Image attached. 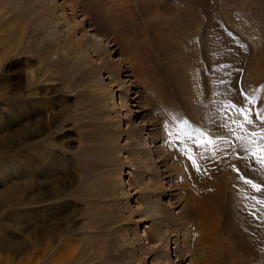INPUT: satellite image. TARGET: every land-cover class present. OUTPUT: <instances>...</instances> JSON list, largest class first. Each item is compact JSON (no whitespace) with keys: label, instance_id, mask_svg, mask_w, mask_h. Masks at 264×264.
<instances>
[{"label":"rangeland","instance_id":"rangeland-1","mask_svg":"<svg viewBox=\"0 0 264 264\" xmlns=\"http://www.w3.org/2000/svg\"><path fill=\"white\" fill-rule=\"evenodd\" d=\"M194 1L190 21L191 0H0V264H56L59 244L60 264H197L183 242L192 208L191 187L177 177L188 163L185 143L205 163L224 157L228 174L264 185V167L236 139L264 124L241 128L235 111L215 109L225 88L253 119L264 110V0ZM132 55L154 69L152 100L132 75ZM164 129L193 137L199 129L200 143H215L198 147L174 135L166 145ZM37 151L46 159L34 171ZM212 165L217 180L224 168ZM227 180H217L223 191L209 201L225 212L216 217L230 214ZM249 188V199L237 195L250 201V220L242 211L234 214L241 224L226 217L222 256L212 254V264H264V205L252 199L264 191ZM34 197L44 201L28 204ZM160 221L156 252L143 231ZM44 227L60 243L34 241L30 231Z\"/></svg>","mask_w":264,"mask_h":264},{"label":"bare ground","instance_id":"bare-ground-1","mask_svg":"<svg viewBox=\"0 0 264 264\" xmlns=\"http://www.w3.org/2000/svg\"><path fill=\"white\" fill-rule=\"evenodd\" d=\"M190 3H192L191 4V7H187V10L189 9L188 10L189 15L191 13V15H190V21H191V17H192V15L195 12L194 9L197 6L199 7V5H198L199 3L195 5V1L194 0H191ZM187 10H186L185 14L187 13ZM59 17L60 16H58V17L56 16V18H59ZM188 30H190V29H188ZM124 46L125 45H123V48H124ZM148 46H150V45H148ZM192 46L194 47V45H192ZM123 48H122V51H124ZM92 51H95V50H92ZM132 51H134V50H132ZM132 51L130 50V53ZM150 52H151V50H150ZM158 53H154V55H155V61H156V66H160L159 62L161 61L160 59H159L160 61L159 60H156V55ZM158 55H157V57H158ZM80 57H82V56H80ZM128 59L130 61L131 71L133 73L132 75H134V77H137V79L145 87V91L149 95V97H147L146 99L147 100H152L155 97V94L154 93L156 91L155 84H153V87L151 86V83H153L155 81V79H156L155 78V75H154V69L152 68V66L150 65V63L148 61L143 60V58L142 59L139 58L140 60L139 59L137 60V59L133 58V55H132ZM185 65L188 68H190L192 74H194L192 61H186L185 62ZM192 81H194V79ZM141 83H139V84H141ZM158 84L161 85V82H159ZM235 86H236V84H235ZM222 87H224V86H222ZM223 89L224 90L222 91V93L224 95L221 94L220 92H219L220 94H218V92L216 93L217 96L220 98V101H221L222 98L223 99L225 98V102L223 103V105H225V104H227L229 102L235 103L234 100L230 99V97H229L230 95H233V91H225V88H223ZM109 100H114L113 91L111 93H107V97H106L105 103H104L105 106H107V104L109 103ZM219 103H221V102H219ZM104 104H103V106H104ZM214 104H216L215 103V100H214ZM216 105L217 106H215V109L218 110L217 108H219L220 109L219 111H221L223 109L225 112H227L226 113V116L228 114V111H231L232 113L235 111V110L230 109V108L229 109H225L222 104H220V105L219 104H216ZM220 117H221V115H220ZM162 139H163V141L165 142L166 145H169L170 144L169 143L170 140L172 142L174 141L172 139V137H170L168 135V130H165V129L163 130V133H162ZM171 144L173 145V143H171ZM31 148H28V150L29 149L31 150ZM143 148L145 149V146H143ZM40 153L41 152H39V151H37V153H36L35 160L37 161L36 162V165L37 166L33 167V170L34 171H37L39 169L38 166L39 165H43L42 160H45L46 159L45 156H43L44 154H42V153L40 154ZM37 154L39 156H37ZM197 157H199V163L201 164V168H202V170L200 172H197L192 167L191 161L188 159V157H187V160H188L187 166L186 165H182L181 167H177V169H178V171L180 172V175H181V177H180V175L177 176L178 179H179L180 184L182 186L189 185L191 187V192H192V195H191L190 201H189L191 203L190 205H191L192 208H191V210L187 211V214H186V218L187 219H186V221H185L184 224L185 225L187 224V225L185 227V235H184V238H183V242L184 243H188L187 244V250H186V252H188V253L190 252V256L192 255L191 260L196 261L197 264H212V263L215 262V260H214V262H212L213 260L210 259V257L212 256V254H214V256L217 257V259H216L217 261L222 256L221 253L217 250V248H218L217 242H220L224 238L223 237V233H225V228L227 227V225L225 224V221L227 219L226 217H228L231 214V216H232L231 219L233 220V225L234 226L237 223L241 224L240 219L238 217H236V218L234 217V214H235L236 211L237 212L242 211L247 216V221L250 220L249 219V216L247 214L248 211L245 212V209L243 208V206L246 207V208L251 207L249 205L250 204L249 203L250 201L249 202L246 201V203H243V201L238 197L237 194H238V191L240 190V194H243L244 197L247 200V199H249L251 197V195H250L251 190L249 188V185H246V184L243 183V180L240 179L241 180L240 181V180H237L236 179L237 175L235 173L228 174L229 173V170L226 168V163H225L226 159L224 160V157L213 158L210 163H205L204 162L205 161L204 158H202L200 156H197ZM157 161H159V160H157ZM213 161H217L218 164L212 165L214 163ZM140 162L142 163L143 160H141ZM220 164H221V167L224 168V169H223V172L221 171L220 173H218V178L216 177L217 180H223L224 179L226 182H228L227 179H229L231 181V183L234 184V185H228V187H229V200L231 201L228 204V211L230 212V214L229 213H227V215L225 214V217L219 216V217H221V219L219 217H216L215 213H216V211L218 209H220L219 210V214H218V211H217V214L218 215H220V214L223 215V213H225L224 210H222V208L220 207V205H217L214 202H211V203L209 202V201H214L215 198L216 199L219 198L221 192L223 191L222 188L219 186L221 182H218L215 179V177L213 176L212 172L209 171V169H212V168H210L211 165H212L213 168H215L216 166H218ZM228 164L231 165V163H228ZM207 167H209V169ZM229 169H230V167H229ZM187 170L189 172V179H185L184 178L185 172H187ZM246 176H248V174H246ZM238 183H239V185H238ZM221 184H224V183H221ZM147 185H148V187H150L149 184H147ZM53 187H54V193L57 192V191H59V189H60L59 186L56 183L53 185ZM29 188H30L29 189L30 191H33L34 190V188L32 186L29 187ZM115 188H117V186H115ZM38 194L40 195V191H38ZM29 198L31 199L30 196H29ZM38 199H40V200H38ZM37 201L38 202H43L44 201V198L34 197L33 198V202L30 201L28 203V201H27V203L30 204V203H34V202H37ZM237 201H239V202L241 201V203L240 204H236ZM143 210H144L143 212H146V211H147V213L150 212V208L149 209H146L145 208ZM157 211H159V210H157ZM192 215H194V217L192 218V221L189 222L188 220L189 219L191 220V216ZM142 220H144V218ZM160 224H162V222L161 223L156 222V224H155V222H152L151 225H147V228H149V230L148 231H146V230L143 231L144 232V235L143 236H145L144 239L146 240V243L149 244L151 247H153V249L155 248L154 251H156V252L161 251V240H162L161 239V233H162V227L163 226L160 225ZM234 226H232V227H234ZM260 227H264V226L263 225H260ZM30 232H31L30 235L34 238V241L36 240L35 239L36 237H39L38 240L40 239V241L43 238L51 237L50 240H52V243L53 244H55L56 242L60 243V233H57V232H55V231H53L51 229H47L46 227H44L43 233L40 234V235H35L34 234V229H32ZM232 234H234V233H232ZM134 239H137V238H134ZM134 239H133V241H134ZM50 240H47V241L44 242L47 245L45 248H49L48 245L51 242ZM41 242H43V241H41ZM189 243H191V244L189 245ZM23 244L25 245L24 248L25 247L26 248H30L31 246H33L32 245V242L30 240H27L26 242H23ZM15 245L16 246H19V245H22V244H15ZM51 245H49V246H51ZM55 246H56L55 247V251H53V252H55V257L52 258V259L53 260L54 259H57V263L56 262L55 263L56 264H60L58 262V254H57L58 246L57 245H55ZM170 249H171V246H170ZM31 257H33V256H31ZM62 258H63L62 259V261H63L64 260V257L62 256ZM263 259L264 258L262 257V260ZM45 261H44L45 263L43 262L44 264H51L50 263L51 262L50 259L47 258V260H45ZM257 261H260V259H258Z\"/></svg>","mask_w":264,"mask_h":264},{"label":"snow or ice","instance_id":"snow-or-ice-1","mask_svg":"<svg viewBox=\"0 0 264 264\" xmlns=\"http://www.w3.org/2000/svg\"><path fill=\"white\" fill-rule=\"evenodd\" d=\"M244 95L245 99L248 101L249 104L255 103L256 97L248 98L247 94L241 93ZM225 109H234L236 114L243 117L244 123L240 124L239 126L243 128L246 125H254L257 122L260 124H264V110H258L255 113V119L252 118V111L251 109L238 105L236 103L229 102L224 105ZM186 124V122H184ZM165 129L169 128V125H164ZM195 132L197 133V136L193 137L191 133H184V136H181L179 134H173L171 131H168V135L170 137H173L175 135V139L183 140L186 136L188 139L193 140V143L198 147H204L207 148V145L209 143L214 144L215 141L208 140L204 141L203 143H200V138L204 137L206 134L204 132H201L199 129H196ZM250 137V138H249ZM237 140L241 142V147L244 148L245 151L249 152L251 156L256 160L257 164L261 165V167H264V130H261L259 132L252 131L248 132L245 131V134L239 135L236 137ZM172 141L170 140L169 143ZM183 153L188 157V159L191 161L192 167L197 171L200 172L202 170L201 164L199 163V157H197L194 153H192V149L187 145V143L184 144L183 147ZM201 156L204 155V153L200 154ZM211 155L214 157L215 153H211ZM237 171H239L237 169ZM241 180H243V183L246 185L251 186V188L257 192L260 193L264 191V185H261L260 183H256L252 181L251 179H247L244 176L240 177ZM253 200H255L258 204L264 205V199H259L255 196L252 197ZM255 215V213H253Z\"/></svg>","mask_w":264,"mask_h":264}]
</instances>
